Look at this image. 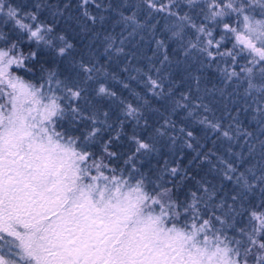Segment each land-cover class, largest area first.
Here are the masks:
<instances>
[{
    "label": "snow or ice",
    "instance_id": "6c2138e0",
    "mask_svg": "<svg viewBox=\"0 0 264 264\" xmlns=\"http://www.w3.org/2000/svg\"><path fill=\"white\" fill-rule=\"evenodd\" d=\"M90 2L95 0H80L84 15L93 22L103 20L89 14ZM185 2L190 10H199V23L182 12L179 0H142L132 7L146 6L149 17L157 13L169 19V31L178 41L191 33L187 44H181L185 56L203 53L209 61L219 59L225 83L245 80L246 92L258 94L255 110L264 122V0ZM121 15L127 23H138L135 11ZM9 22L10 34L0 30V264H264V200L245 208L243 191L222 195L179 163L168 167L165 162L154 178L141 172L134 157L155 151L154 143L133 134L134 151L122 152L118 142L124 120L117 117L109 123L111 105L106 110L94 98L123 106L125 118L137 124L143 118L147 128L141 107L126 103L101 82L102 69L95 64L81 60L75 77L62 78L55 62L43 59L42 49L63 57L73 45L54 34L38 12L0 0V24ZM21 70L34 78L25 79L18 74ZM195 79L199 84V77ZM147 84L153 94H162L158 79L149 75ZM176 106L188 109L189 115L212 112L184 93ZM197 122L228 140L253 137L235 118L228 130L208 115ZM175 129L164 118L156 134L163 137ZM179 132L187 147L194 148L195 132L185 127ZM177 138L170 136L173 144ZM259 147L264 158V139ZM255 148L249 145V153ZM197 157L211 159L207 152H197L193 159ZM219 163L226 180L235 179L240 189L249 191L259 185L264 193V168L259 176L251 169L250 176H233L229 173L238 172L233 163ZM240 210L248 217L243 226H238Z\"/></svg>",
    "mask_w": 264,
    "mask_h": 264
},
{
    "label": "trees",
    "instance_id": "16d2710c",
    "mask_svg": "<svg viewBox=\"0 0 264 264\" xmlns=\"http://www.w3.org/2000/svg\"><path fill=\"white\" fill-rule=\"evenodd\" d=\"M12 2L23 6L28 12H38L42 21L53 26L54 34L63 35L73 45L69 53L63 57L48 49H42L43 59L54 61L62 73V78L75 77L80 71L78 65L81 60L86 64H95L102 69L99 74L101 82L108 83L126 103L141 107L143 117L148 119L147 128L144 127L143 118L139 124L134 118H125L123 106L118 108L116 103L108 98H94V102L100 103L106 110L111 105L109 123L117 117L124 120L123 133L118 142L122 152L131 155L134 151L135 145L130 140L133 134L154 143L155 151L137 153L134 157L136 167L141 172L148 175L158 174L165 162L168 167H174L179 163L197 180L203 177L215 185L222 195L231 196L237 191H243L246 196L245 208L255 207L264 200V193L260 191L259 185L249 191L240 189L235 179L226 180L223 176V165L219 163L220 159L233 163L238 169L237 173H229L233 176L239 172H245L250 176L249 169L259 176L261 169L264 168V158L259 147V140L264 139V135L261 134L264 122L261 120V114L255 110L257 101L254 99L258 94L249 95L246 92L247 82L243 79L233 78L232 81L225 83V76L221 71L224 64L219 59L209 61L203 53L185 56L181 44H187L191 33L184 41H178L169 31L168 26L171 23L169 19L157 13L149 17L146 6L132 7L141 5L142 0L90 2L86 6L89 14L104 17L103 20L97 19L96 22L84 15L80 0H12ZM179 3L182 12H189L198 23L201 21L198 9L190 10L185 0H179ZM97 4L101 7L97 8ZM133 11L136 13L138 23L125 22L121 14L128 16L132 15ZM11 28V22L0 24V30L6 34H10ZM157 41H164V45L159 46ZM60 43L57 41V44ZM109 43H112L113 47L109 48ZM226 46L231 47V44L228 43ZM116 48H123V52H116ZM25 50L27 51V47ZM165 55L168 57L166 61ZM240 63L243 64L244 61L241 60ZM157 68L160 69L159 73L155 71ZM18 74L25 79L34 78L31 74L26 75L23 70ZM149 75L162 83V89H157L161 95H155L149 90L147 84ZM80 76L83 77L82 72ZM196 77H199V84ZM181 93L190 96L196 103L202 101L209 105L212 112L204 113L201 110L198 115H189L188 109L176 106V101L181 99ZM89 95L94 94L90 92ZM198 97L200 99H197ZM204 115H208L213 122L220 121L226 130L229 124H233L235 118L241 124L242 131L252 132L253 137L245 138L239 135L236 139L228 140L197 122ZM164 118L171 119L176 129L161 137L156 134V129L163 124ZM64 127H69L67 122ZM181 127L195 132L194 148L187 147L184 137L179 132ZM170 136L178 137L175 144L172 143ZM251 144L256 145V148L250 154L248 149ZM197 152H207L211 159L204 160L202 157L193 159ZM120 165L123 166V160L120 161ZM168 178L172 179L170 176ZM228 203L232 201L229 199ZM240 211L242 215L238 217L240 221L238 226H243L247 223L248 217L247 212Z\"/></svg>",
    "mask_w": 264,
    "mask_h": 264
}]
</instances>
